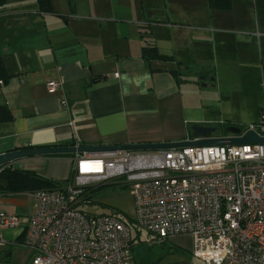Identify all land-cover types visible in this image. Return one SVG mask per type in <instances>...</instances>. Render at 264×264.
Masks as SVG:
<instances>
[{"label":"crops","instance_id":"1","mask_svg":"<svg viewBox=\"0 0 264 264\" xmlns=\"http://www.w3.org/2000/svg\"><path fill=\"white\" fill-rule=\"evenodd\" d=\"M51 1L52 12L40 10L36 0H7L0 10V106L6 108L0 154L67 143L185 140L194 123L211 126L213 109L195 99L197 87L217 86V52L240 46L260 56L264 38L247 11L237 13V0L227 8L175 0L172 10L129 7V0ZM149 45L169 58L149 59L143 52ZM253 59L246 63L258 75L245 76L250 85L260 83L263 69L261 59ZM50 79L62 81V88L49 93ZM12 166L58 181L72 168L70 155L22 158ZM34 211L31 192L0 196V212L18 217L15 227L0 228V264H28L22 240ZM132 237L134 264H203L191 254L187 234L146 242L148 234L135 230Z\"/></svg>","mask_w":264,"mask_h":264},{"label":"built area","instance_id":"2","mask_svg":"<svg viewBox=\"0 0 264 264\" xmlns=\"http://www.w3.org/2000/svg\"><path fill=\"white\" fill-rule=\"evenodd\" d=\"M62 85L45 84L49 93ZM241 129L264 136V104ZM71 164L61 187L33 193L28 264H134L125 220L83 210L89 190L110 181L129 185L134 224L158 241L187 234L203 264H264V143L74 153ZM16 225L0 212V228Z\"/></svg>","mask_w":264,"mask_h":264},{"label":"rangeland","instance_id":"3","mask_svg":"<svg viewBox=\"0 0 264 264\" xmlns=\"http://www.w3.org/2000/svg\"><path fill=\"white\" fill-rule=\"evenodd\" d=\"M60 1V0H56ZM175 0H129L128 5L142 4L150 8L151 5H159L164 7L167 5L170 10L172 5L177 3ZM239 2V3H238ZM183 3V2H182ZM237 13L244 14L246 11L251 16L255 27V33L264 28V0H237ZM259 25V26H258ZM242 25H239L241 27ZM183 31V30H182ZM184 32V31H183ZM187 32V31H185ZM216 50V49H215ZM247 51V48L231 46L228 49H220L215 56V64L212 69L217 73V86L215 88H206L201 90L197 87L196 102L205 101L210 108L213 109L211 118L207 121L217 131L216 135H226L222 130V124L225 122L232 125L245 128L248 124L258 120L259 110L263 106L264 95V38H261V52L251 56L252 53ZM249 54H248V53ZM261 59L263 65L260 83L255 85L248 84L245 76L258 75V72L248 68V59ZM258 71V69H257ZM91 203L84 206L83 210L88 213L100 214L114 211L119 217L131 220L134 224L131 214L132 197L129 185L116 184V181H110L107 185L93 189L90 197ZM131 216V217H130ZM135 225L131 226L132 235L135 232ZM143 237L147 233L142 230ZM151 234H148L146 242H151L154 239ZM156 240V239H155ZM133 246V254L135 250Z\"/></svg>","mask_w":264,"mask_h":264},{"label":"water","instance_id":"4","mask_svg":"<svg viewBox=\"0 0 264 264\" xmlns=\"http://www.w3.org/2000/svg\"><path fill=\"white\" fill-rule=\"evenodd\" d=\"M214 81V78H210ZM217 129L212 126L194 123L190 127V137L175 142L154 143H129V144H99V145H72L64 146L23 148L0 154V167L12 165L13 162L22 158L33 156H50L74 153H100L115 150H167L188 146H211V145H243L264 143V136H260L254 130H247L242 134V129L236 125L225 127L226 135H216Z\"/></svg>","mask_w":264,"mask_h":264},{"label":"trees","instance_id":"5","mask_svg":"<svg viewBox=\"0 0 264 264\" xmlns=\"http://www.w3.org/2000/svg\"><path fill=\"white\" fill-rule=\"evenodd\" d=\"M7 0H0V10L4 7L5 3ZM38 7L40 10L44 12H52L53 7H52V1L51 0H36ZM212 4L213 7H222V8H227L229 3V0H209ZM144 54L146 57L149 59L155 58V59H161V60H167L169 57L163 56L159 54L154 46H145L143 49ZM3 69V66L0 62V72ZM6 111L5 107L0 106V115L4 114ZM222 130L223 132L225 131V127L228 125H232L229 123L222 122ZM63 155H70L72 156L73 154H63ZM54 156V155H50ZM60 156V155H59ZM64 183V181H58V180H53L48 177H45L36 171L33 170H27V169H20L13 167L12 165H6L3 167H0V196H7V195H15V194H20V193H27L31 192L34 193L36 190L39 189H58L61 187V185ZM96 188H91L88 193V197H91V193L93 189ZM130 219V218H129ZM129 219H123L125 222L130 226L135 225L131 223V220ZM135 230L139 231V229L135 225ZM148 234V233H147ZM156 238V237H155ZM134 246V239L132 237L131 240V248Z\"/></svg>","mask_w":264,"mask_h":264},{"label":"bare ground","instance_id":"6","mask_svg":"<svg viewBox=\"0 0 264 264\" xmlns=\"http://www.w3.org/2000/svg\"><path fill=\"white\" fill-rule=\"evenodd\" d=\"M2 17V16H1Z\"/></svg>","mask_w":264,"mask_h":264}]
</instances>
